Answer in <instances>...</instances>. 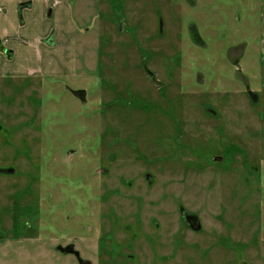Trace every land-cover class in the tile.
<instances>
[{
  "label": "rangeland",
  "instance_id": "obj_1",
  "mask_svg": "<svg viewBox=\"0 0 264 264\" xmlns=\"http://www.w3.org/2000/svg\"><path fill=\"white\" fill-rule=\"evenodd\" d=\"M99 2L76 79H0V264H264L261 0Z\"/></svg>",
  "mask_w": 264,
  "mask_h": 264
},
{
  "label": "crops",
  "instance_id": "obj_2",
  "mask_svg": "<svg viewBox=\"0 0 264 264\" xmlns=\"http://www.w3.org/2000/svg\"><path fill=\"white\" fill-rule=\"evenodd\" d=\"M101 8L99 0H0V79H76L85 27Z\"/></svg>",
  "mask_w": 264,
  "mask_h": 264
},
{
  "label": "water",
  "instance_id": "obj_3",
  "mask_svg": "<svg viewBox=\"0 0 264 264\" xmlns=\"http://www.w3.org/2000/svg\"><path fill=\"white\" fill-rule=\"evenodd\" d=\"M157 86L160 87L161 84L159 82H156ZM73 96H75L77 99L81 100L83 104H86V96L87 92L84 90L79 91H73ZM181 215L183 216L185 222L187 225L193 230V231H200L201 224L199 222V219L195 216H192L187 213L185 209H181ZM61 252L68 255H74L76 259L78 260L79 264H91L89 261H85L81 258L80 253L75 249L73 245H69L66 248H62Z\"/></svg>",
  "mask_w": 264,
  "mask_h": 264
},
{
  "label": "flooded vegetation",
  "instance_id": "obj_4",
  "mask_svg": "<svg viewBox=\"0 0 264 264\" xmlns=\"http://www.w3.org/2000/svg\"><path fill=\"white\" fill-rule=\"evenodd\" d=\"M263 8H264V0H261V4H260V9H261V11L263 10ZM262 21V18L260 17V20H259V22H261ZM259 27H260V23H259ZM259 32H260V29H259ZM261 56H263V54H261ZM264 57V56H263ZM239 64H237V67H239L238 66ZM72 256H74V255H72Z\"/></svg>",
  "mask_w": 264,
  "mask_h": 264
}]
</instances>
